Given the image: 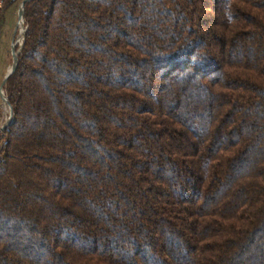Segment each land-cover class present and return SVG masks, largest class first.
<instances>
[{
  "label": "trees",
  "instance_id": "1",
  "mask_svg": "<svg viewBox=\"0 0 264 264\" xmlns=\"http://www.w3.org/2000/svg\"><path fill=\"white\" fill-rule=\"evenodd\" d=\"M23 19L0 264H264V0H34Z\"/></svg>",
  "mask_w": 264,
  "mask_h": 264
},
{
  "label": "rangeland",
  "instance_id": "2",
  "mask_svg": "<svg viewBox=\"0 0 264 264\" xmlns=\"http://www.w3.org/2000/svg\"><path fill=\"white\" fill-rule=\"evenodd\" d=\"M22 0H17L12 6L2 9L1 36H0V85L11 65V46L17 41L16 50H20L22 41L19 29L16 30L18 7ZM4 4V3H3ZM25 28V27H24ZM5 88V86H4ZM3 88V90H4ZM5 93V90H4ZM7 106L0 99V127L4 123L5 108ZM1 134V133H0Z\"/></svg>",
  "mask_w": 264,
  "mask_h": 264
},
{
  "label": "water",
  "instance_id": "3",
  "mask_svg": "<svg viewBox=\"0 0 264 264\" xmlns=\"http://www.w3.org/2000/svg\"><path fill=\"white\" fill-rule=\"evenodd\" d=\"M34 0H22L19 7H18V13H17V25H16V30L19 29V33H20V39L23 43L24 41V33H25V28H24V5L28 2H31ZM16 42L12 43L11 46V65L8 69V71L6 72L1 85H0V99L2 101V103H5L8 106L9 109V113H8V117L4 118V123L3 125L0 127V133H2L11 123L12 121V116H13V112H12V108L7 100V97L4 93V86L8 80V78L14 73V71L16 70V66H17V61H18V53L19 50H16Z\"/></svg>",
  "mask_w": 264,
  "mask_h": 264
},
{
  "label": "bare ground",
  "instance_id": "4",
  "mask_svg": "<svg viewBox=\"0 0 264 264\" xmlns=\"http://www.w3.org/2000/svg\"><path fill=\"white\" fill-rule=\"evenodd\" d=\"M3 3H4V0H0V10L2 9V6H3ZM5 104V103H3ZM6 105V104H5ZM7 106V105H6ZM8 113H9V109H8V106L5 108V116L4 117H8Z\"/></svg>",
  "mask_w": 264,
  "mask_h": 264
}]
</instances>
